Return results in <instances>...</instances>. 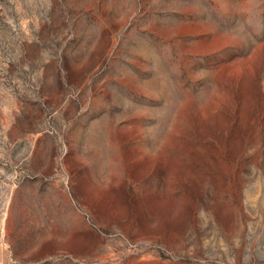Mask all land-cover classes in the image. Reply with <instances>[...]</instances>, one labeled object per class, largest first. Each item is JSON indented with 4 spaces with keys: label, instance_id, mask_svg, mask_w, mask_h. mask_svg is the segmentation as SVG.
<instances>
[{
    "label": "rangeland",
    "instance_id": "374dc122",
    "mask_svg": "<svg viewBox=\"0 0 264 264\" xmlns=\"http://www.w3.org/2000/svg\"><path fill=\"white\" fill-rule=\"evenodd\" d=\"M0 264H264V0H0Z\"/></svg>",
    "mask_w": 264,
    "mask_h": 264
}]
</instances>
